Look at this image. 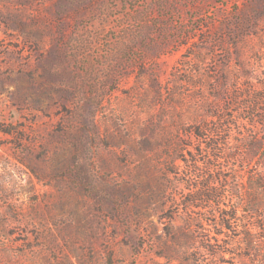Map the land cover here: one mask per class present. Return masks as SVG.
<instances>
[{"label":"rangeland","instance_id":"1","mask_svg":"<svg viewBox=\"0 0 264 264\" xmlns=\"http://www.w3.org/2000/svg\"><path fill=\"white\" fill-rule=\"evenodd\" d=\"M0 264H264V0H0Z\"/></svg>","mask_w":264,"mask_h":264},{"label":"trees","instance_id":"2","mask_svg":"<svg viewBox=\"0 0 264 264\" xmlns=\"http://www.w3.org/2000/svg\"><path fill=\"white\" fill-rule=\"evenodd\" d=\"M197 200H199V198L198 197H193V199H192V201H197ZM206 200H210V198L209 197H207V199ZM251 245V244H250Z\"/></svg>","mask_w":264,"mask_h":264}]
</instances>
